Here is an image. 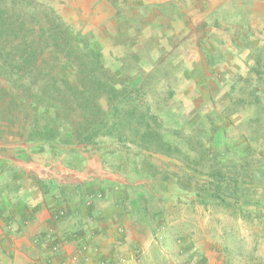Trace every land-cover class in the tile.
Masks as SVG:
<instances>
[{
	"label": "rangeland",
	"instance_id": "rangeland-1",
	"mask_svg": "<svg viewBox=\"0 0 264 264\" xmlns=\"http://www.w3.org/2000/svg\"><path fill=\"white\" fill-rule=\"evenodd\" d=\"M36 1L91 39L120 81L140 85L152 103L160 100L178 140L208 154L202 167L213 153L220 164L235 167L250 147L245 137L264 134V0ZM4 107L0 101V122ZM224 109L228 119L220 114ZM212 120L222 127L219 134L210 131ZM0 126V155L15 160L19 138ZM259 153L252 160L264 168ZM86 155L97 164V154ZM139 159L151 165L145 169L159 183L130 174V182L146 187L128 189L126 203L120 195L113 200L115 210L131 215L127 235L139 243L131 251L133 264H264V199L241 208L203 205L175 184L184 180L176 175L184 158ZM244 162L236 168L242 170ZM254 181H264V172ZM249 186L248 200L264 194V187Z\"/></svg>",
	"mask_w": 264,
	"mask_h": 264
},
{
	"label": "trees",
	"instance_id": "trees-1",
	"mask_svg": "<svg viewBox=\"0 0 264 264\" xmlns=\"http://www.w3.org/2000/svg\"><path fill=\"white\" fill-rule=\"evenodd\" d=\"M0 82V101L5 105L0 125L33 150L64 155L73 164L95 153L119 172L127 166L126 176L133 174L156 185L159 180L145 169L151 165H141L140 157L162 154L177 162L184 158V166L176 165V175L182 173L184 180L175 184L192 193L198 203L241 208L264 199L263 194L248 200L247 192L249 183L264 187V181H254L264 168L252 160L253 152L264 158V134L245 137L250 147L239 157L244 158L241 166L247 159L242 170L237 163L235 167L220 164L213 152L202 167L208 154L198 153L183 137L178 140V131H172L168 115L163 116L164 104L146 99L140 85L120 81L105 67L91 39L74 31L49 5L0 0ZM224 110L220 114L226 119L230 114ZM213 122L210 131L219 134L223 129ZM196 144L203 146L201 140Z\"/></svg>",
	"mask_w": 264,
	"mask_h": 264
},
{
	"label": "crops",
	"instance_id": "crops-1",
	"mask_svg": "<svg viewBox=\"0 0 264 264\" xmlns=\"http://www.w3.org/2000/svg\"><path fill=\"white\" fill-rule=\"evenodd\" d=\"M18 144L15 160L0 155V264H117L118 253L133 264L139 243L127 235L131 215L113 200L126 203L128 189L146 185L99 156L97 164L86 154L73 164Z\"/></svg>",
	"mask_w": 264,
	"mask_h": 264
},
{
	"label": "built area",
	"instance_id": "built-area-1",
	"mask_svg": "<svg viewBox=\"0 0 264 264\" xmlns=\"http://www.w3.org/2000/svg\"><path fill=\"white\" fill-rule=\"evenodd\" d=\"M132 260L134 261V258H132ZM117 264H125V263L121 257L120 258L118 257V263Z\"/></svg>",
	"mask_w": 264,
	"mask_h": 264
}]
</instances>
